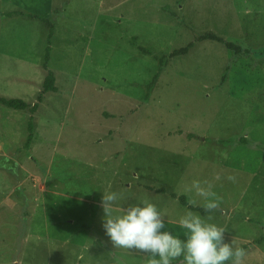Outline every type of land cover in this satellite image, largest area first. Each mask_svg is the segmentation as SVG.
Here are the masks:
<instances>
[{
  "label": "rangeland",
  "instance_id": "1",
  "mask_svg": "<svg viewBox=\"0 0 264 264\" xmlns=\"http://www.w3.org/2000/svg\"><path fill=\"white\" fill-rule=\"evenodd\" d=\"M12 9L51 19L46 66L48 25ZM206 31L244 50L207 39L156 60ZM49 72L33 114L0 104V264H145L113 248L103 193L122 197L114 214L155 204L185 239L179 218L208 215L189 208L204 202L192 180L223 198L225 242L264 264V0H0V96L32 104Z\"/></svg>",
  "mask_w": 264,
  "mask_h": 264
},
{
  "label": "clouds",
  "instance_id": "2",
  "mask_svg": "<svg viewBox=\"0 0 264 264\" xmlns=\"http://www.w3.org/2000/svg\"><path fill=\"white\" fill-rule=\"evenodd\" d=\"M219 180L217 174L214 177ZM227 180L235 183L236 177L228 175ZM208 180H192L184 185L185 192H194L204 201L201 207L207 213L204 218L192 211H186L177 221L184 229L185 239L174 236L165 228L166 213L147 200L143 206L130 205L116 211V202L122 197L116 192H105L101 207L104 212L102 227L113 248H121L145 255V264H173L183 257L180 264H244L245 249L226 243L225 228L210 223L211 213L220 208L222 197L213 191ZM195 203V201H191Z\"/></svg>",
  "mask_w": 264,
  "mask_h": 264
},
{
  "label": "trees",
  "instance_id": "3",
  "mask_svg": "<svg viewBox=\"0 0 264 264\" xmlns=\"http://www.w3.org/2000/svg\"><path fill=\"white\" fill-rule=\"evenodd\" d=\"M2 14H7L8 16H12V15H23L26 16L27 18H36L39 19L42 23H44L45 25H48V36H47V45L45 46V55H44V62L43 65L46 66L47 62L49 61V56H50V37L53 33V27L51 24V19H49V17L44 16L42 14H36V13H28V12H24L22 10H18V9H12L9 11H3ZM207 39H213V40H217L221 43H223L225 45L226 48L233 50L236 53L242 52L244 49L243 47H241L240 45L234 43L233 41H228V40H224L220 35L212 32V31H206L198 36H195L192 40H190L186 45H183L181 47L175 48L174 50H172L169 54L167 55H162V56H158L155 57L156 60L158 61L159 64H162L164 59H169L178 55H185L188 54V52L191 50V48L194 46V44L196 42H200L203 40H207ZM138 48L146 54H150V51H148L147 49L138 46ZM155 81V76L153 77V79L150 81V83L148 84V87L151 86V84ZM54 77L52 75L51 72H49L46 77L44 78L43 82H42V90L41 92L37 95V99L34 103L29 104L27 103L24 99L20 98V97H4V96H0V104L8 106V107H12L15 109H19V110H27L28 112H30L31 114H33L38 107L39 102L42 101L43 99V94L49 91H53L54 90ZM28 134L26 137V141H25V145L26 147L28 146L32 136H33V121H32V115L29 116L28 119ZM152 190H155L153 187H151ZM156 191L158 192H164L165 189L164 188H159ZM171 196L174 197L175 194L171 193ZM178 198L180 199V201L187 205L186 200L184 195H180L178 196ZM189 208L201 213H204V210L201 206H193V205H189Z\"/></svg>",
  "mask_w": 264,
  "mask_h": 264
},
{
  "label": "crops",
  "instance_id": "4",
  "mask_svg": "<svg viewBox=\"0 0 264 264\" xmlns=\"http://www.w3.org/2000/svg\"><path fill=\"white\" fill-rule=\"evenodd\" d=\"M257 147H259V145H257ZM211 175V171H203V173H202V177H204V178H207V177H209ZM252 176H257V173L256 172H253L252 173ZM214 188L215 187H213V191H214ZM12 193H11V191L9 192V194L8 195H11ZM256 199H252V200H249V199H247V200H245V203H246V207L247 208H250V209H254V211L255 210H259V207H258V205L256 204V201H255ZM244 207V205H243V203L241 202V201H239L236 205H235V209L236 210H239L240 208H243ZM214 213H218V212H212L211 214H213L212 215V217H214L215 216V214ZM243 214H245V213H243ZM212 221V223H214V218L211 220Z\"/></svg>",
  "mask_w": 264,
  "mask_h": 264
},
{
  "label": "bare ground",
  "instance_id": "5",
  "mask_svg": "<svg viewBox=\"0 0 264 264\" xmlns=\"http://www.w3.org/2000/svg\"><path fill=\"white\" fill-rule=\"evenodd\" d=\"M12 190H13V188H12ZM13 191H15V189Z\"/></svg>",
  "mask_w": 264,
  "mask_h": 264
}]
</instances>
